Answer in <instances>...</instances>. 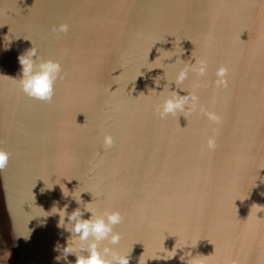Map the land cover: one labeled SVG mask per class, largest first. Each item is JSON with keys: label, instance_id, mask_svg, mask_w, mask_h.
<instances>
[{"label": "water", "instance_id": "1", "mask_svg": "<svg viewBox=\"0 0 264 264\" xmlns=\"http://www.w3.org/2000/svg\"><path fill=\"white\" fill-rule=\"evenodd\" d=\"M32 46L60 61L51 100L15 79ZM167 86L195 107L162 117ZM0 148V264H67L43 216L78 206L68 190L120 212L99 243L129 264H264V0H0Z\"/></svg>", "mask_w": 264, "mask_h": 264}, {"label": "clouds", "instance_id": "2", "mask_svg": "<svg viewBox=\"0 0 264 264\" xmlns=\"http://www.w3.org/2000/svg\"><path fill=\"white\" fill-rule=\"evenodd\" d=\"M68 27L67 23H61L58 26H55L54 30L66 32ZM177 59H180V57H176V60ZM176 60L174 62H176ZM18 62L21 66L20 76L15 79L18 81L20 89L31 97L42 100H51L54 94V82L57 79L63 78L60 61L51 58L42 59L38 55L37 49L32 46L18 55ZM190 67V65H185L180 68V70L175 74L174 79L171 80L175 82L177 88H180L178 85L185 79ZM195 70L200 74H203L206 71L205 62L201 61L199 67ZM226 71L227 69L223 66L217 70V75L220 77L218 83L225 86L227 84V81L224 78ZM159 92L163 94L164 89ZM195 100L196 96L194 94L186 93L181 95L175 89L169 90L168 88V94L164 95V99L157 106V109L162 117L166 114H182L188 107H195L192 103ZM208 115L210 119L219 120V116L215 114L209 113ZM104 143L106 145H110L112 143L111 135H105ZM207 144L209 149L214 148V138L209 137ZM8 158V151L4 148H0V169H3L6 166ZM80 193L81 192L75 193L74 190L69 192L68 190L66 194L63 191L65 196L70 195L78 205L70 212L67 211V203L60 207H58L56 203H53L50 211H45V213L48 214L43 216L47 217L51 214H58L59 219L57 221V227L63 228L65 231L70 233L63 246H61L59 242L54 245V248L60 253L55 257V259L59 260L63 258L67 264H129V253H117L115 250L110 248L108 244L101 247L99 243L105 240H107L110 244H116L119 242L120 233L114 231L113 226L121 222L122 217L120 212L114 210L103 214H97L90 207L91 202L82 201ZM81 204L83 205V208L79 206ZM84 212H88L90 215L87 218H84ZM65 217H67V219H65ZM44 222L46 221H42L41 223ZM185 245L190 244L186 243ZM175 251H173V249L170 250L169 252H172V255L167 258H164L163 252L160 253V256L163 254L162 258L168 259L175 255ZM143 253L139 256L137 264H145L146 259H141ZM187 253L188 258L186 264H204V260L201 259L198 254L191 255L190 252ZM69 254L74 255L75 259L69 261ZM180 259L184 260L181 257Z\"/></svg>", "mask_w": 264, "mask_h": 264}]
</instances>
